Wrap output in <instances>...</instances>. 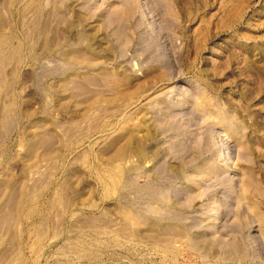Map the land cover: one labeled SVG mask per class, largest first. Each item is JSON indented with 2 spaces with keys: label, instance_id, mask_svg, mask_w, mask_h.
I'll use <instances>...</instances> for the list:
<instances>
[{
  "label": "rangeland",
  "instance_id": "obj_1",
  "mask_svg": "<svg viewBox=\"0 0 264 264\" xmlns=\"http://www.w3.org/2000/svg\"><path fill=\"white\" fill-rule=\"evenodd\" d=\"M0 264H264V0H0Z\"/></svg>",
  "mask_w": 264,
  "mask_h": 264
}]
</instances>
